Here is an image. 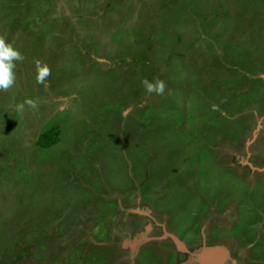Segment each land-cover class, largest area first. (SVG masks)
Masks as SVG:
<instances>
[{
	"label": "rangeland",
	"instance_id": "rangeland-1",
	"mask_svg": "<svg viewBox=\"0 0 264 264\" xmlns=\"http://www.w3.org/2000/svg\"><path fill=\"white\" fill-rule=\"evenodd\" d=\"M0 35V264H176L129 210L264 264V0H0Z\"/></svg>",
	"mask_w": 264,
	"mask_h": 264
},
{
	"label": "flooded vegetation",
	"instance_id": "flooded-vegetation-1",
	"mask_svg": "<svg viewBox=\"0 0 264 264\" xmlns=\"http://www.w3.org/2000/svg\"><path fill=\"white\" fill-rule=\"evenodd\" d=\"M264 171V170H263ZM134 201H137V200H134ZM231 203H233V200L231 201ZM127 205H129V204H127ZM229 206H230V204H229ZM228 206V207H229ZM236 206H237V203H236ZM124 208V207H123ZM122 208V209H123ZM130 212V213H129ZM121 216H122V218L123 217H125V216H123L124 215V212H122L121 211ZM128 214H135L137 217H136V220H137V222H138V220H139V226H132V228H131V233L133 234L135 231H137L138 229H140V227H146V226H149V228L151 229V230H160L157 234H155L154 233V235H157V236H153V237H151V238H147V239H143L141 242H139L138 244H137V246H135V248L134 247H131L130 245H127V246H130V248H129V250L132 252V254L133 255H135V254H137V251H138V249H139V247L141 248V247H147V245L148 244H152V243H155V244H161V242H166V241H168V242H170V240L172 241V239H171V237L169 236L170 234H173V235H175L181 242H183V244L185 245V248H186V250H183V251H181V250H178V248H177V246H176V244H174V243H172L173 245L171 246L170 244H168L170 247H167L168 248V252H173L174 253V255L176 256V261H175V263L176 264H183V263H185L184 261H187V260H195V261H193V263L194 264H200L198 261H197V256H195L193 253H191V252H199L200 251V249H201V247L202 246H206V245H219V246H222L219 242H216V241H218L219 239L220 240H222V239H225L224 237H222V236H218L217 238H215L214 240L215 241H208L209 239V236L211 235V228H207L206 230H203V229H200V230H198L197 231V233L195 234V236H194V238H192V240L191 241H188V242H186V241H184V240H182L179 236H177V234L173 231V230H171V229H169V228H167V227H165V230L167 231V232H164V230H163V228H164V224L163 225H160L159 223H157L156 222V220L152 217V216H147V215H141V214H137L135 211H133V210H129L128 211ZM239 215H237V213H236V218H232V221L233 222H235L236 223V221H238L239 220ZM166 220V219H165ZM254 220H255V218H254ZM222 223H223V221H222ZM235 223H230V225H229V227L230 226H232V225H235ZM246 224V225H245ZM244 225H245V228H244V230H246L248 227L249 228H251V229H254V226L253 225H255V224H259L260 225V222L259 223H256V222H254V223H252L250 220H247L246 221V223H245ZM218 225V224H217ZM223 224H221V225H218V228L219 229H222V227H225V226H222ZM221 226V227H220ZM227 226V225H226ZM202 227H203V224H202ZM201 227V228H202ZM128 234V233H127ZM130 234V233H129ZM124 235V233L122 232V236ZM158 235H162V237H160V236H158ZM125 237V236H124ZM245 238H246V235L245 236H243V237H238V238H227L229 241H232L233 242V245H235V249H238V248H242V249H244V250H246V252L247 251H250L249 250V247L252 245V243L251 242H249V243H247L246 241H245ZM237 240V241H236ZM173 242V241H172ZM129 243V242H128ZM171 243V242H170ZM146 244V245H145ZM229 246H231V245H229ZM224 247V246H223ZM134 248V249H133ZM158 248H160L161 249V247H158ZM172 248L174 249V250H172ZM166 248L165 247H163V249H161L162 251L163 250H165ZM140 250H142V248L140 249ZM140 250H139V252H140ZM136 251V252H135ZM166 251H167V249H166ZM233 251V250H232ZM235 252L237 251V250H234ZM227 253L229 254V252H228V250H227ZM233 255H234V252H233ZM234 257V256H233ZM195 258V259H194ZM240 257H236L235 256V262H234V260L231 258V256H230V254H229V257L226 259V261H225V264H229L228 262L229 261H233L234 263L233 264H240L239 262H240V259H239ZM192 264V263H191Z\"/></svg>",
	"mask_w": 264,
	"mask_h": 264
},
{
	"label": "clouds",
	"instance_id": "clouds-1",
	"mask_svg": "<svg viewBox=\"0 0 264 264\" xmlns=\"http://www.w3.org/2000/svg\"><path fill=\"white\" fill-rule=\"evenodd\" d=\"M22 53L8 42L4 36L0 35V91H8L15 86L16 83V62L23 61ZM36 64V82L38 84L47 85V79L51 75V70L46 64L40 61H35ZM141 84L147 95L156 94L163 95L165 93L166 84L163 80L156 79L149 81L147 78L141 81ZM25 105L36 109L38 107L37 101L33 99H26L23 103L17 106V111L23 112ZM214 110L215 106H214Z\"/></svg>",
	"mask_w": 264,
	"mask_h": 264
},
{
	"label": "water",
	"instance_id": "water-1",
	"mask_svg": "<svg viewBox=\"0 0 264 264\" xmlns=\"http://www.w3.org/2000/svg\"><path fill=\"white\" fill-rule=\"evenodd\" d=\"M176 244L178 250H186L185 245L175 235H169ZM197 256V261L200 264H225L226 259L229 257L227 249L219 245L202 246L199 252L193 253Z\"/></svg>",
	"mask_w": 264,
	"mask_h": 264
},
{
	"label": "trees",
	"instance_id": "trees-1",
	"mask_svg": "<svg viewBox=\"0 0 264 264\" xmlns=\"http://www.w3.org/2000/svg\"><path fill=\"white\" fill-rule=\"evenodd\" d=\"M58 127L55 125L43 132H41L37 137V144L39 145H51L56 142L58 135Z\"/></svg>",
	"mask_w": 264,
	"mask_h": 264
},
{
	"label": "crops",
	"instance_id": "crops-1",
	"mask_svg": "<svg viewBox=\"0 0 264 264\" xmlns=\"http://www.w3.org/2000/svg\"><path fill=\"white\" fill-rule=\"evenodd\" d=\"M207 246H211V245H207ZM195 259V258H194ZM193 261L195 260H187V261H184L185 263L184 264H194ZM196 262V261H195ZM199 262V261H198ZM200 263V262H199Z\"/></svg>",
	"mask_w": 264,
	"mask_h": 264
}]
</instances>
